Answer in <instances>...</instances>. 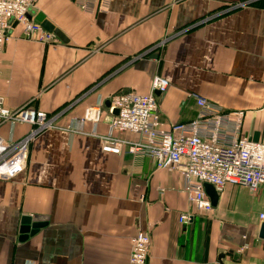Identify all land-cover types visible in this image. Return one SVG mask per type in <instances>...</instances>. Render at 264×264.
Listing matches in <instances>:
<instances>
[{"label": "crops", "instance_id": "0c3cea01", "mask_svg": "<svg viewBox=\"0 0 264 264\" xmlns=\"http://www.w3.org/2000/svg\"><path fill=\"white\" fill-rule=\"evenodd\" d=\"M81 1L86 10L73 0H38L31 10L67 43L17 27L0 52L6 106L60 113L30 144L23 173L0 180V264H128L138 231L150 237L147 264H264V185H227L198 213L178 168L102 151L107 112L96 126L80 122L118 92L150 94L158 75L168 81L158 96L166 128L196 119V96L242 112L241 135L264 143V0ZM29 130L0 122L6 141ZM185 213L192 218L181 224ZM34 216L44 226L20 241L22 218Z\"/></svg>", "mask_w": 264, "mask_h": 264}, {"label": "built area", "instance_id": "2783aa9c", "mask_svg": "<svg viewBox=\"0 0 264 264\" xmlns=\"http://www.w3.org/2000/svg\"><path fill=\"white\" fill-rule=\"evenodd\" d=\"M38 0H0V52L13 29L19 27L22 35L40 42L56 39L38 22L28 19ZM82 9L87 3L73 0ZM14 23L16 25L14 26ZM168 88V81L161 76L151 80V93L140 95L133 91L118 92L109 99V108L88 106L81 123L96 126L105 113L110 117L109 134L103 137L102 151L115 155L151 159L156 169L171 171L178 168L183 179V192L198 213L212 209L203 184L213 186L217 193L227 185H243L255 192L264 185V143L252 141L241 135L243 113L224 112L205 99L194 96L200 111L193 121L165 127L158 106V96ZM158 93L156 95L155 93ZM118 114L113 115L112 111ZM60 113L47 114L25 105L8 108L0 96V122L10 127L27 125L30 130L19 140L0 138V180H11L25 170L29 147L42 131L52 128ZM131 133L135 141L112 135ZM192 214L179 216L181 224H187ZM258 219L264 223V212ZM150 237L138 231L131 239L128 264H147Z\"/></svg>", "mask_w": 264, "mask_h": 264}, {"label": "water", "instance_id": "95a60500", "mask_svg": "<svg viewBox=\"0 0 264 264\" xmlns=\"http://www.w3.org/2000/svg\"><path fill=\"white\" fill-rule=\"evenodd\" d=\"M34 19L36 22L40 24V26L48 33H52L57 39H59L62 43H67V38L65 35L57 28H55L52 23H50L42 13H37L34 17L32 15H28V19ZM16 23H14V26ZM156 55H154L155 58ZM158 95V93H155ZM106 107L109 108V102L106 103ZM113 115H117L118 111L113 110ZM204 192L206 196L209 198L211 206L214 207L218 201V193L215 191L212 185L210 184H203ZM46 218L34 216L30 217H23L21 220V226L19 229V240H25L29 235H33L39 228L43 227L45 224ZM259 238L264 240V223H261L259 228Z\"/></svg>", "mask_w": 264, "mask_h": 264}]
</instances>
